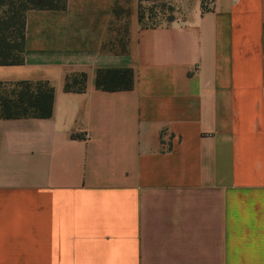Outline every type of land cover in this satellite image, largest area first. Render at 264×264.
I'll return each instance as SVG.
<instances>
[{
  "label": "crops",
  "instance_id": "0c3cea01",
  "mask_svg": "<svg viewBox=\"0 0 264 264\" xmlns=\"http://www.w3.org/2000/svg\"><path fill=\"white\" fill-rule=\"evenodd\" d=\"M138 4L26 13L0 82L55 97L48 119H0V264H264V0H176L153 29ZM115 7L126 54L103 47ZM100 68L134 88L97 89ZM77 73L86 91L66 92Z\"/></svg>",
  "mask_w": 264,
  "mask_h": 264
},
{
  "label": "trees",
  "instance_id": "16d2710c",
  "mask_svg": "<svg viewBox=\"0 0 264 264\" xmlns=\"http://www.w3.org/2000/svg\"><path fill=\"white\" fill-rule=\"evenodd\" d=\"M176 0H139L138 21L142 29H153L170 24L176 18ZM215 0H201L204 13L213 10ZM67 0H0V66L22 65L25 62L26 13L29 10H65ZM128 10L115 7L109 26V36L118 32V38L105 41V50L126 54L129 51ZM123 20L121 34L112 28ZM111 34V35H110ZM135 85L131 68H100L96 87L105 92L130 91ZM87 89V74L68 75L66 92L82 93ZM54 88L48 82H0V119H48L53 115Z\"/></svg>",
  "mask_w": 264,
  "mask_h": 264
},
{
  "label": "rangeland",
  "instance_id": "374dc122",
  "mask_svg": "<svg viewBox=\"0 0 264 264\" xmlns=\"http://www.w3.org/2000/svg\"><path fill=\"white\" fill-rule=\"evenodd\" d=\"M123 20L121 19L120 22L119 21H115L112 25V28L115 29L116 31H119L121 34V29L123 28ZM118 32H114L112 37L109 36V38L111 37V40L117 39L118 38ZM108 40V39H107Z\"/></svg>",
  "mask_w": 264,
  "mask_h": 264
}]
</instances>
